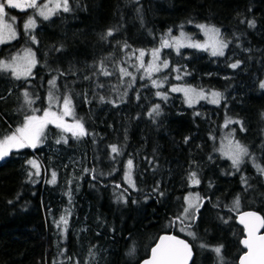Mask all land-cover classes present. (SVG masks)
I'll return each mask as SVG.
<instances>
[{
    "label": "trees",
    "instance_id": "trees-1",
    "mask_svg": "<svg viewBox=\"0 0 264 264\" xmlns=\"http://www.w3.org/2000/svg\"><path fill=\"white\" fill-rule=\"evenodd\" d=\"M68 4L70 11L37 19L28 33L21 25L33 9L5 4L7 17L16 18L17 36L0 45V59L30 45L36 64L19 80L0 71V139L33 109L42 116L50 92L60 97L59 106L64 95L71 96L74 115L64 120H79L87 134L76 138L48 124L37 147L12 149L0 159V264H137L168 231L189 242L190 264H236L243 250L234 213L253 209L264 217V176L256 167L264 168V0ZM247 21H255V27ZM198 23L221 30L229 42L225 55L165 49L167 70L179 69V82L217 90L223 98L217 105L192 108L177 94L157 99L151 79H140L134 69L133 54L154 48L180 28L196 35ZM33 35L36 43L28 39ZM237 61V68L229 66ZM101 62L111 75L100 72ZM121 68L131 75L122 77ZM53 77L55 88L49 84ZM25 91L31 105L24 101ZM156 105L160 115L150 116ZM228 120L241 121L244 130L237 123L225 126ZM227 132L248 149L239 170L219 150ZM61 137L67 143H56ZM112 145L119 155L111 152ZM29 159L37 161L38 176H29ZM129 159L135 190L123 181ZM191 172L199 184H190ZM53 173L56 181L50 183ZM189 192L199 195V210L193 209L194 221L180 223L175 218ZM237 196L239 208L233 209ZM186 224L191 227L185 229ZM218 246L220 257L212 251Z\"/></svg>",
    "mask_w": 264,
    "mask_h": 264
},
{
    "label": "snow or ice",
    "instance_id": "snow-or-ice-1",
    "mask_svg": "<svg viewBox=\"0 0 264 264\" xmlns=\"http://www.w3.org/2000/svg\"><path fill=\"white\" fill-rule=\"evenodd\" d=\"M5 3L7 7L19 9L21 11L33 9L35 10V15L43 17L44 20H48L51 16L55 15L58 10L62 9L64 12L71 10L68 0H48L47 3L39 4L38 0H4V2H0V43H4L6 40L16 38V31L13 25L6 22L7 13L5 11ZM11 19L15 21L16 18L12 17ZM247 23L249 27H255V21H247ZM196 26L205 34L207 38L204 43L192 41L190 39H188L187 43H185L184 40L176 37H172L171 39H168L167 37L162 38L160 47L151 50L152 60L148 62L147 66H145L143 60L145 56L144 50H138L139 56L137 57V60L139 61V67L144 70L145 75L149 79L152 78L153 72L162 71L169 66L167 60L161 61L160 59L161 49L163 48H175L178 54L180 48L191 47L207 51L213 57L225 55L224 50L228 47L229 42L222 37L221 30L213 25L207 24H198ZM35 28L36 20L30 17L29 20L24 24L25 32L28 33L30 30ZM169 32H171V30H169ZM107 35L111 36L112 31L109 30ZM181 37H185L183 32H181ZM31 39L33 43L37 42L34 35L31 36ZM125 47H127V45H125ZM56 50L59 51V49ZM16 59V57H13V62H5L0 60V71L10 70L12 76L17 80L30 75L31 68L36 64L35 56L33 53H31V50H26V56L23 58L24 62L22 64L16 63ZM239 63L240 62L237 61L236 63H231L229 66L235 69L239 66ZM175 70L179 71V69ZM100 72L105 76L112 74L103 67V62H101ZM120 72L122 77L131 75V73H129L125 68H121ZM61 75H63V73H61ZM144 78V76L140 77V79ZM176 78L180 79V76H177ZM85 79H87V77H85ZM49 84L52 86V88H55L56 78L53 77V79L49 81ZM99 86L103 87V85ZM152 86L162 87L163 85L157 80L152 79ZM260 87L264 88V81L260 83ZM171 91L183 92L185 96V102L189 106H192L193 103H195L198 99L206 98H209L210 103L219 104L220 100L223 98L222 93L220 92L212 91L209 94H206L203 89L197 91L195 88L191 87H173ZM156 95L165 100L168 98L165 93L157 92ZM23 96L26 104L31 105L34 103L27 91L23 93ZM59 99L60 97H57L50 92L49 107L43 110V116L35 115V111L37 110L33 109V114L26 116L21 126L16 127L11 134L5 135L2 139H0V159L8 156L12 149L37 147V145L42 142L44 129L48 124L54 123L57 128H60L64 132H71L72 136L76 138L83 137L87 134L83 123H81L79 120H76L73 124H67L64 122V117L74 115V107L71 96H63V104L59 113L51 110L53 102L58 101ZM100 99L103 101L104 97L101 96ZM159 109V105L154 106L149 115L151 116L155 114L156 116H159ZM229 123L241 124V131L244 130L242 122L239 120H228L226 121L225 126H227ZM187 139L188 138L186 137V142ZM61 140L67 143V140L63 137L58 139L56 143H61ZM220 151L223 156H226L231 160L232 167L237 170H239L240 164L243 162V157L248 155L247 147L242 145L239 141H234L232 139L228 140L227 146L222 147ZM111 152L116 155L120 154L119 149L115 145L111 146ZM29 163L33 167H37L35 161H29ZM256 167L259 172L264 173V168H261L259 165H256ZM132 170L133 161L129 159L126 163L125 180L129 187L135 190L136 185L132 179ZM31 175L32 173H29L30 177ZM188 179L190 184L196 185L200 183L195 172H191ZM55 181L56 174L53 173L52 180L49 182L55 183ZM242 182L247 184V180L243 177ZM153 191L155 192L157 189L154 188ZM160 195H163V193H160ZM184 200L187 204V207L183 209V212L180 216L175 218L180 223H184L185 220L194 221L195 216L193 214V209L196 211L199 210V204L195 203V201L200 200L198 194L195 197H192V194H189L188 196L184 197ZM239 204L240 198L237 196L233 204V209H238ZM61 221L65 224L67 223L63 217H61ZM225 223H227V221H225ZM239 223L244 226L246 232V237L241 240V244L247 249V252L240 256L239 264H264V235H258L260 229L264 228V217L257 215L255 212H247L239 216ZM57 227H59V222L57 223ZM189 227H191L190 224L185 225V229ZM188 234L192 236L195 235L192 232H189ZM201 247H206V245L202 244ZM212 251H214L217 256L220 257L222 246L215 247L212 249ZM191 259L192 249L187 242L178 239L176 236L164 235L161 236L159 238V242L156 243L154 247H152L151 257L150 259L146 260L144 264H190Z\"/></svg>",
    "mask_w": 264,
    "mask_h": 264
},
{
    "label": "rangeland",
    "instance_id": "rangeland-1",
    "mask_svg": "<svg viewBox=\"0 0 264 264\" xmlns=\"http://www.w3.org/2000/svg\"><path fill=\"white\" fill-rule=\"evenodd\" d=\"M0 2H4V0H0ZM47 2H48V0H43L41 3H47ZM5 4H6V3H5ZM58 11H59V10H58ZM30 17H31V18H34L35 20H37V19H43V17H39L38 15H35V10H33L32 13H31L27 18H25L24 21L22 22L21 27H22L23 29H24V24L29 20ZM6 22L11 23V24L13 25V27H14V29H15V31H16V36H17V30H16V28H15V21H13V20L11 19V17H6ZM198 24H204V23H198ZM198 24H196V25H198ZM196 25H195V31H196V35H197V36L195 35V32H194V35H193V34L187 32L185 29L180 28V29H178V30L176 31L175 34H171V35L166 36V37H167L168 39H171L172 37H176V38H179V39L184 40L185 43H187L188 39H190V40H192V41H196V42L204 43L205 40H206L207 38H206L205 34H204V33H203V32H202V31H201ZM207 25H208V24H207ZM181 32H183V33L185 34V37H181ZM28 39H29L30 42H32L31 37H28ZM11 40H13V39H11ZM11 40H6L4 43L9 42V41H11ZM161 41H162V39L158 42V44H157L154 48L147 49V50H144V49H138V50H144V52H145V56H144V58H143L145 66H147L148 62L152 60L151 50H152V49H155V48H159L160 45H161ZM1 44H3V43H0V45H1ZM183 48H189V49H193V50H199V49L191 48V47H182V48H180L179 50H181V49H183ZM28 49H30V50H31V53L34 54V52H33V48H32L30 45H27V46L25 45V46H24L22 49H20L19 51L15 52V53H13V54H11V55H9L8 57L1 58L0 60H3V61H5V62H13V57H16L17 59H16L15 62L18 63V64H22V63L24 62V61H23V58L26 56V50H28ZM165 49H168V50L172 51L173 53H177V51H176L175 48H163V49H161V53H160V59H161V61H163V60H167V61H168V59L163 55V50H165ZM199 51H203V50H199ZM224 51H225V50H224ZM203 52H205L206 54H208L209 56H211L209 52H207V51H203ZM34 56H35V55H34ZM133 56H134V57H133V59H134V61H133L134 69L140 70V74H142L143 76H146L144 70H143L142 68L139 67V61L137 60V57L139 56V51H136V52L133 54ZM216 57H219V56H216ZM35 60H36V58H35ZM232 63H236V62H232ZM168 64H169V61H168ZM230 64H231V63H230ZM34 66H35V65H34ZM34 66L31 68V72H32ZM168 67H169V66H168ZM167 69H168V68L163 69L162 71H159V72H153V73H152V78H151V80H150L151 85H152V79L157 80L158 82L162 83V85H163L162 87H155V88L157 89L156 92H155V94H156L157 92L165 93L167 96H168L170 93L177 94L178 97L180 98L182 104H183L185 107H188V108H192V107H194L195 105H197V104H199V103H204V104H209V105H217V104L210 103V102H209V98H206V99H198V100H196L195 103H193L192 106H189V105L185 102V96H184V93H183V92H172L171 89H172L173 87H180V88L191 87V88H195L197 91H199V90H201L202 88H196V87H193V86H190V85L183 84L182 82H179V79H177L176 77H177V76H180V74H178V72L175 71L174 68H171V67H170V71H168ZM7 72H9L10 75L12 76L10 70L7 71ZM28 76H29V75H28ZM28 76H26V77H28ZM12 77H13V76H12ZM26 77H22L21 79L26 78ZM146 77H147V76H146ZM165 78H166V79H165ZM203 90H204V92H205L206 94H209V93L212 92V91H217V90L210 89V88H205V89H203ZM217 92H219V91H217ZM155 97H156L157 99H159V100H162V98H161L160 96L155 95ZM47 99H48V102H49V95L47 96ZM62 104H63V103H60V106H59V105L56 103V101H54L51 110L59 113V112L61 111ZM151 109H152V108H151ZM57 110H58V111H57ZM65 118L70 120V119L72 118V116H67V117H65ZM224 124H226V122H225ZM230 139L234 140V139L231 137L230 133L227 132V135H224V138H222V140H221V142H220V145H219L220 148H219V150H220L222 147H226L227 144H228V140H230ZM234 141H236V140H234ZM220 153H221V151H220ZM222 156H223V155H222ZM223 157L226 158V159L230 162V164L232 165V162H231L230 159H228L226 156H223ZM29 161H35L37 167H33V166L29 163ZM126 163H127V162H126ZM28 164L31 166L32 174H33L34 176H38V175L40 174V169H39V165H38L37 161H36L35 159H29V160H28ZM125 170H126V164H125L124 169H123V181H124L125 185L129 187L128 183H127L126 180H125ZM263 176H264V173H263ZM132 179H133V177H132ZM51 180H52V177L49 178V181H51ZM191 185H193V184H191ZM129 188H131V187H129ZM131 189H133V188H131ZM189 194H192V197H195V196H196V194L193 193V192H189V193H187L185 196H188ZM184 203H185V200H184ZM195 203L198 204L199 201H195ZM185 207H187V204H186V203H185Z\"/></svg>",
    "mask_w": 264,
    "mask_h": 264
},
{
    "label": "water",
    "instance_id": "water-1",
    "mask_svg": "<svg viewBox=\"0 0 264 264\" xmlns=\"http://www.w3.org/2000/svg\"><path fill=\"white\" fill-rule=\"evenodd\" d=\"M42 116H43V115H42ZM64 122L67 123V124H73V122H69V121H65V120H64ZM51 125L55 126L54 123L51 124ZM247 212H255V213H257V215H259V216L262 217V215H261L258 211L253 210V209H239V210H237V211L234 213V222H235V224H236L237 226H239V227L241 228V231H242V235H241V237L239 238V245H240V247H241L242 250H243V251L238 255L237 260H236V264H239L240 256L247 252V249L241 244V240L244 239V238L246 237V232H245L244 226H243L242 224L239 223V216L242 215L243 213H247ZM164 235L176 236L178 239L184 240L185 242H187V243L189 244V242H188L184 237H182V236H179V235L174 234L173 232H169V231H168V232H162V233H160V234L156 237V239L154 240V242H153V243L151 244V246L149 247L148 252H147V255H146L145 257H143L142 259H140V260L137 262V264H144V262H145L146 260L150 259V257H151V249H152V247H154L155 244L159 242V238H160L161 236H164ZM258 235H264V228L260 229V231L258 232ZM189 246H190V244H189ZM190 247H191V246H190Z\"/></svg>",
    "mask_w": 264,
    "mask_h": 264
}]
</instances>
